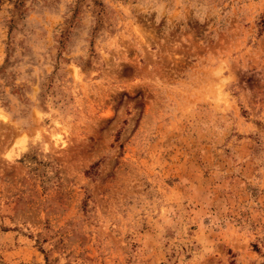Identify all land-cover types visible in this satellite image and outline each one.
Masks as SVG:
<instances>
[{"label": "rangeland", "instance_id": "374dc122", "mask_svg": "<svg viewBox=\"0 0 264 264\" xmlns=\"http://www.w3.org/2000/svg\"><path fill=\"white\" fill-rule=\"evenodd\" d=\"M0 264H264V0H0Z\"/></svg>", "mask_w": 264, "mask_h": 264}]
</instances>
